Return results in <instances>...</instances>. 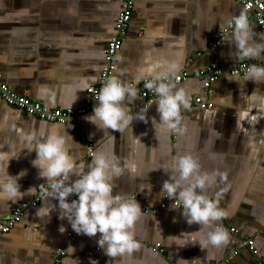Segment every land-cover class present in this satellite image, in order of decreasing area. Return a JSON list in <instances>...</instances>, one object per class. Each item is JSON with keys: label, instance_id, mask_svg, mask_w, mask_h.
Segmentation results:
<instances>
[{"label": "crops", "instance_id": "1", "mask_svg": "<svg viewBox=\"0 0 264 264\" xmlns=\"http://www.w3.org/2000/svg\"><path fill=\"white\" fill-rule=\"evenodd\" d=\"M122 2L0 0V83L50 109L79 108L86 90L99 79L104 50L113 36ZM241 12L236 0H134L112 76L135 83L142 68L175 61L179 68L169 82L184 87L188 97L213 104L211 110L182 109V134L148 119L159 122L155 102L148 104L146 121L134 119L129 129L119 133L97 129L84 119L96 101L85 115L60 125L28 116L0 99V151L15 157L8 162L9 175L24 173L18 180L19 190L23 193L45 182L31 163L35 152L28 150L22 133L43 128L70 136L66 138L68 153L85 168L91 161L87 157L90 141L93 152L107 147L120 159L123 172L113 178V194L136 195L143 213L134 226L139 249L131 257L116 258L113 264H264V113L242 112L240 96L254 88L264 92V83L241 84L223 75L208 94L202 82L191 76L212 64L222 68L241 62L264 65V56L237 61L229 55L234 46L226 41L214 48L208 45L226 29L225 20ZM249 23L254 38L264 39V31ZM183 73L188 75L186 80L179 84L172 81ZM144 103L147 101L139 97L129 105L131 112L135 114L136 106ZM111 135L115 139L109 143ZM178 154H191L201 171L215 172V182L206 192L225 212L217 223L229 235L227 244L200 249L191 242V233L199 226L187 224L180 209L171 208L172 200L159 208L164 198L158 194L168 176L157 168L170 164ZM4 166L0 163V169ZM38 190L22 194L14 202L0 201V221L21 203L32 201ZM74 198L70 195L68 200ZM41 204L42 198L0 238V264H89L90 259L110 264L114 258L106 257L96 245L99 233L93 237L80 234L70 242L67 220L58 218V209L40 218L36 209ZM146 208L156 213L146 214ZM248 241H253L252 249Z\"/></svg>", "mask_w": 264, "mask_h": 264}, {"label": "clouds", "instance_id": "2", "mask_svg": "<svg viewBox=\"0 0 264 264\" xmlns=\"http://www.w3.org/2000/svg\"><path fill=\"white\" fill-rule=\"evenodd\" d=\"M225 26L230 31L224 34L222 41L234 46L230 56H234L237 61L264 56V39L254 38L246 13L228 18ZM178 68L175 61L152 64L140 70L134 78L135 83L124 82L117 75L107 78L94 97L96 103L91 114L84 119L97 129H111L119 133L129 129L134 119L146 121L147 108H141L133 114L129 107L139 99L136 83L143 80L144 88L153 91L157 97L150 104L155 102L159 122L155 118L148 119L160 128L182 134L185 126L181 110L188 108V92L184 87H176L169 82V77ZM226 78L240 83L242 81L241 84L244 81L261 84L264 83V66L249 63L242 76ZM240 96L243 101V106H240L242 112L264 113V92L254 88L250 94L241 92ZM67 137L70 136L46 132L43 128L21 134V139L29 145L28 150L35 152L32 165L45 181L36 188L29 187L23 193L19 190L18 180L24 173L9 175L7 165L15 157L9 151H0V163L5 165L0 169V201L14 202L22 194L31 195L39 189L42 204L36 212L40 218L58 209V218L66 219L77 235L93 237L99 233L96 245L106 257L114 258L110 264L116 258L131 257L140 247L134 226L143 213L136 195L113 194V178L123 172L120 159L107 147H101L91 154V161L85 168L84 164H78L69 155ZM114 139L111 135L109 143ZM157 169L163 170L168 176L161 184L159 197L172 200L171 208H179L187 224L199 226L198 230L191 233V242L198 244L202 250L227 244L229 235L217 223L225 216V212L218 207L217 200L210 198L206 192L215 182V172L201 171L197 158L191 154L173 156L170 164ZM70 195L75 198L69 201ZM52 200L56 203L53 204ZM59 231H64L63 226ZM89 264H97V261L90 259ZM106 264L109 262L106 261Z\"/></svg>", "mask_w": 264, "mask_h": 264}, {"label": "built area", "instance_id": "3", "mask_svg": "<svg viewBox=\"0 0 264 264\" xmlns=\"http://www.w3.org/2000/svg\"><path fill=\"white\" fill-rule=\"evenodd\" d=\"M236 2L242 6L244 13H246L248 16L249 22H254L262 31H264V3L262 2V0H236ZM133 6L134 0H123L120 13L114 24L113 36L110 38L104 50V66L100 72L99 79L95 85L90 86L86 90V97L84 98L83 103L79 108L50 109L43 106L41 103L32 100L26 95H18L12 92L6 85L2 83H0V99L7 106L47 123L64 125L70 123L77 117L85 115L90 110L92 103L95 102L94 97L98 93L100 87L107 78L112 76L115 70L117 54L120 52L123 39L127 34L129 23L133 14ZM229 31L230 28L226 27L223 32L218 33L216 36H214L208 44L209 47L214 48L219 46L222 42L224 34ZM252 63H255L259 66H264L263 64H259L257 62ZM248 65L249 63L241 62L234 66H225L222 68L212 64L207 66L206 68L194 72L191 76L199 79L202 82L204 91L209 94L211 92L212 86L219 77L223 75H227L230 77L242 76ZM187 78L188 75L186 73H183L173 77L172 81L176 84H179ZM136 87L138 88V97L144 99L145 101H147V103H144V105L142 106H136L135 113L141 108H147L148 104L157 99L156 94L153 91L144 88L143 80H141L139 83H136ZM194 107L200 110H211L213 108V104L203 100L200 97H188V108ZM92 153L93 147L91 142L89 141L87 147L88 159L91 158ZM40 200L41 194L38 190V193L35 195L32 201L21 203L20 205L15 207L9 215L3 218L0 221V238L3 235L8 234L10 230L21 221L23 214L28 209L36 207ZM166 200L168 201V199L164 198V202L159 205V208H165ZM143 212L146 214H155L156 210L146 208L143 210ZM230 231L233 233L235 232L233 229H231ZM77 236L78 235L69 227L66 235L68 241H74ZM247 245L249 246V249H252L253 241H248ZM57 254L59 256H62V252L60 251H57ZM226 263L227 261H223L218 264Z\"/></svg>", "mask_w": 264, "mask_h": 264}]
</instances>
